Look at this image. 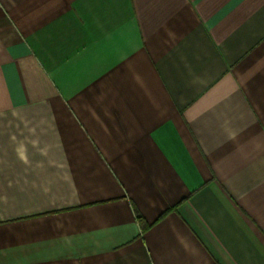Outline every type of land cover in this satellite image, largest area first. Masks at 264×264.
<instances>
[{"label": "crops", "instance_id": "crops-1", "mask_svg": "<svg viewBox=\"0 0 264 264\" xmlns=\"http://www.w3.org/2000/svg\"><path fill=\"white\" fill-rule=\"evenodd\" d=\"M0 264H264V0H0Z\"/></svg>", "mask_w": 264, "mask_h": 264}, {"label": "trees", "instance_id": "trees-1", "mask_svg": "<svg viewBox=\"0 0 264 264\" xmlns=\"http://www.w3.org/2000/svg\"><path fill=\"white\" fill-rule=\"evenodd\" d=\"M138 221L140 222V223H143V220H142V218L138 215Z\"/></svg>", "mask_w": 264, "mask_h": 264}]
</instances>
